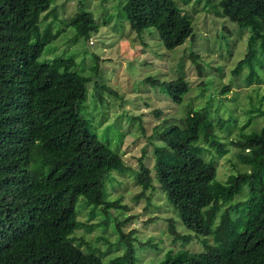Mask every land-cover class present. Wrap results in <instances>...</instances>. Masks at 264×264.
<instances>
[{"label": "trees", "instance_id": "obj_1", "mask_svg": "<svg viewBox=\"0 0 264 264\" xmlns=\"http://www.w3.org/2000/svg\"><path fill=\"white\" fill-rule=\"evenodd\" d=\"M54 1L0 0V264H134L132 232L119 230L130 218L112 226L118 235L113 246L124 252L107 262L94 250L83 252V242L70 238L83 226L74 216L79 197L103 215L105 228L111 220L106 209L118 202L104 199L103 181L124 166L78 112L91 77L72 70V59L39 61L55 37L40 31V18ZM219 8L228 21L250 29V41L260 40L264 53V0H219ZM121 10L130 30L153 29L166 50L192 34L190 21L171 0H125ZM68 25L85 39L98 27L91 13L81 10ZM249 47L234 70L249 62ZM149 82L176 105L187 92L182 77ZM101 88L93 82L99 101ZM213 131L206 110L187 111L179 124L154 132L160 145L151 150L153 176L141 160L133 172L138 196L154 189L155 181L191 233L178 234L168 219L172 239L182 246L197 239L201 245L195 253H167L157 264H264V126L230 142L249 171L223 183L214 180L215 165L202 159L204 152L216 157L225 152Z\"/></svg>", "mask_w": 264, "mask_h": 264}, {"label": "rangeland", "instance_id": "obj_2", "mask_svg": "<svg viewBox=\"0 0 264 264\" xmlns=\"http://www.w3.org/2000/svg\"><path fill=\"white\" fill-rule=\"evenodd\" d=\"M124 1L55 0L40 18V31L47 30L55 37L45 44L39 61L72 59V70L91 77L78 112L91 133L106 143L124 166L121 171H111L103 181L104 199L118 202L116 208L106 209L111 220L102 228L103 215L79 197L74 216L83 226L73 230L70 238L74 243L83 242V252L94 250L107 262L124 252L122 246H113L118 235L112 226L130 218L119 230L123 235L132 232L134 264H157L167 253H195L201 245L195 239L182 246L169 235L168 219L178 234L191 233L182 226L155 181L154 189L138 196L140 189L133 175L138 161L153 176L151 150L160 145L155 133L168 124H179L187 111L204 109L214 125V135L225 145L220 157L209 156L211 151L202 153L206 163L215 165L214 180L223 183L228 176L249 171L230 142L264 126V53L260 40L250 41V29H241L225 18L219 0H171L192 28L191 36L171 50L162 47L153 29L141 33L130 30L121 10ZM80 10L90 12L98 25L87 39L77 36L68 25ZM249 43L252 57L234 70L244 60ZM177 77L187 84L179 105L172 103L161 87L149 82H169ZM93 82L105 88L97 90L100 101L92 89ZM241 198L239 195L235 200ZM91 212L96 213L88 218Z\"/></svg>", "mask_w": 264, "mask_h": 264}]
</instances>
